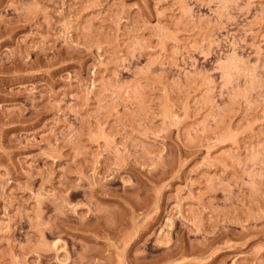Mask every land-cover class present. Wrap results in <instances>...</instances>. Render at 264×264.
I'll return each instance as SVG.
<instances>
[{
  "label": "rangeland",
  "instance_id": "obj_1",
  "mask_svg": "<svg viewBox=\"0 0 264 264\" xmlns=\"http://www.w3.org/2000/svg\"><path fill=\"white\" fill-rule=\"evenodd\" d=\"M0 264H264V0H0Z\"/></svg>",
  "mask_w": 264,
  "mask_h": 264
}]
</instances>
